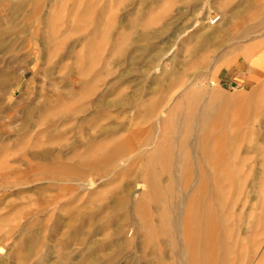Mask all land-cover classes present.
<instances>
[{
	"label": "rangeland",
	"instance_id": "1",
	"mask_svg": "<svg viewBox=\"0 0 264 264\" xmlns=\"http://www.w3.org/2000/svg\"><path fill=\"white\" fill-rule=\"evenodd\" d=\"M13 1L0 264H264V0Z\"/></svg>",
	"mask_w": 264,
	"mask_h": 264
},
{
	"label": "bare ground",
	"instance_id": "2",
	"mask_svg": "<svg viewBox=\"0 0 264 264\" xmlns=\"http://www.w3.org/2000/svg\"><path fill=\"white\" fill-rule=\"evenodd\" d=\"M5 0H0V5H2V3L4 2ZM21 1H19V0H14L13 2H12V6H11V10L12 11H18V12H20L21 11ZM225 10H227V9H225ZM232 16V15H231ZM12 22H11V25L10 26H13V24H14V20H16V19H14V16L12 17ZM218 20V19H217ZM217 20H213L212 21V23H215V22H217ZM210 22V21H209ZM8 23H10L9 21H8ZM227 25V24H226ZM206 27L208 28V29H211L212 28V26H211V24H207L206 25ZM257 30V29H256ZM216 32H218V31H216ZM216 34H218V35H216ZM194 37H195V40L197 41V43H199L200 44V47H197V49L198 48H202L203 46H208V45H221L222 43H223V41H224V37L223 36H220V34H219V32L218 33H215L214 35H212V34H209V32H206V31H204V32H202V33H196V34H194L193 35ZM123 41H125V40H123ZM118 48H119V50L120 51H123V44H120V45H118ZM117 51V50H116ZM135 58V57H134ZM101 101V100H100ZM151 112H153V111H151ZM150 114H152V113H150ZM153 116V114L152 115H149V118H151ZM173 116V115H172ZM169 117H171L170 115H169ZM182 118V117H181ZM181 118H179V119H177L176 121H179V120H181ZM191 118V114H189V113H187V115H186V117L185 118H183L184 120H189ZM171 119V118H170ZM172 119H173V117H172ZM170 121V120H169ZM168 121V122H169ZM176 121H174V123L173 124H176L175 122ZM164 125H166L165 123H164ZM171 131V130H170ZM168 132V131H167ZM169 133V132H168ZM154 156V155H153ZM208 157H209V155H208ZM211 157V156H210ZM86 160V159H85ZM155 186V184L153 185V187ZM139 189H141V190H143L144 189V187H143V185L142 184H139L138 185V190ZM119 200V202H123V200H126V199H123V197H121V198H119L118 199ZM115 202H117V200L115 201ZM118 203V202H117ZM116 203V204H117ZM116 206V205H115ZM121 208V207H120ZM199 217V216H198ZM201 223V222H200ZM200 226V225H199ZM207 234V233H206ZM211 256V255H210ZM213 259V258H212ZM209 261V260H208ZM210 262V261H209ZM213 263V262H212Z\"/></svg>",
	"mask_w": 264,
	"mask_h": 264
}]
</instances>
